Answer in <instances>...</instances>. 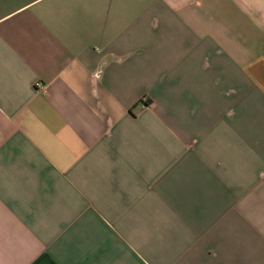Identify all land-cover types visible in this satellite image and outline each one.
Returning a JSON list of instances; mask_svg holds the SVG:
<instances>
[{
    "label": "crops",
    "instance_id": "obj_1",
    "mask_svg": "<svg viewBox=\"0 0 264 264\" xmlns=\"http://www.w3.org/2000/svg\"><path fill=\"white\" fill-rule=\"evenodd\" d=\"M0 264H264V0H0Z\"/></svg>",
    "mask_w": 264,
    "mask_h": 264
}]
</instances>
